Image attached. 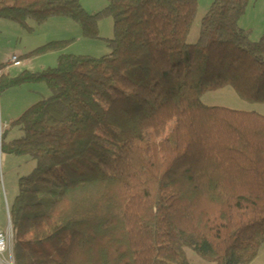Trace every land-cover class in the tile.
<instances>
[{"label": "trees", "instance_id": "obj_1", "mask_svg": "<svg viewBox=\"0 0 264 264\" xmlns=\"http://www.w3.org/2000/svg\"><path fill=\"white\" fill-rule=\"evenodd\" d=\"M252 0H214L196 45L198 0H0V21L32 32L53 19L103 41L102 58L1 78L0 91L44 83L51 96L11 126L2 153L36 164L10 209L15 264H253L264 247V117L203 105L231 89L264 105V33L239 27ZM55 42L30 60L68 47Z\"/></svg>", "mask_w": 264, "mask_h": 264}, {"label": "rangeland", "instance_id": "obj_2", "mask_svg": "<svg viewBox=\"0 0 264 264\" xmlns=\"http://www.w3.org/2000/svg\"><path fill=\"white\" fill-rule=\"evenodd\" d=\"M255 1V0H254ZM83 9L90 15H95L102 12L108 6L109 0H80ZM213 2V0L211 1ZM253 3V2H252ZM212 5V3H211ZM211 5H209V0H199V8L195 23L191 29L190 36L187 40L189 46H194L197 44L201 29V22L207 12L209 11ZM262 7L258 6V10L250 11V16L254 20L262 21L264 19V14H260ZM52 24L49 26H39L34 23H30V29H33L32 35L34 41L37 39L41 41L42 39L51 40L55 39V32L51 26L54 23H66L71 30L69 36L74 43L72 49L67 53V55L76 57H91V58H102L110 55V51L104 40L113 39V21L112 19H104L99 23V34L103 41L94 42H83L82 31L78 24L71 20L66 19H53ZM0 25H10L7 22H1ZM62 25V24H61ZM61 27V26H60ZM7 30V31H6ZM11 29H5L0 27V49L2 53L11 59L14 53V37ZM60 33L64 34L61 31ZM28 37H31L28 33ZM63 38V37H59ZM30 39V38H29ZM75 40V41H73ZM252 41L258 42L252 38ZM71 42V41H67ZM32 42L28 40L27 44ZM71 45V44H70ZM89 47L94 50L90 51ZM34 59V58H33ZM8 60V61H9ZM38 64H35L34 68ZM41 65L45 66V70L54 69L57 67L55 60L44 59ZM27 69H15L11 71L10 78L13 79L20 75V73L25 72ZM44 70V69H43ZM51 96L47 86L44 83L39 84H28L21 88H10L7 90L0 91V130L4 136L3 140L5 144L10 142L20 140L23 137V133L19 127L11 126L12 122L18 120L22 115L34 105L49 99ZM201 102L204 106L210 108H224L232 111L244 112V113H255L264 117V105H249L241 101L236 94L231 89H224L219 92L209 93L201 98ZM11 118H13L12 121ZM36 164L25 157H15L2 153L0 148V188L3 187L4 177L7 181L14 184V190L19 193V179L28 176L34 169ZM186 258L190 264H209L203 261L198 255H196L191 250H186ZM256 264H264V247L262 248Z\"/></svg>", "mask_w": 264, "mask_h": 264}, {"label": "crops", "instance_id": "obj_3", "mask_svg": "<svg viewBox=\"0 0 264 264\" xmlns=\"http://www.w3.org/2000/svg\"><path fill=\"white\" fill-rule=\"evenodd\" d=\"M211 1L212 0H209V5H211V3H213ZM258 6L262 7V9L259 11L260 14H264V0H255V1L252 0L251 3L249 4V7H248L245 15L243 16V18L239 22V27L243 31L250 33L251 38H254L255 40H260L261 36L264 33V19L260 22L258 20H254V18L249 15L251 10H254V12L256 10H258ZM198 8H199V0H198ZM52 22L53 21H49L45 25H42V26H45V27L49 26V24H52ZM7 24H11V23L7 22ZM65 24L66 23H54L53 25H51V26H54L53 31L55 32V36H54L55 39H51V40L42 39L41 41H38L37 39H35V41H34V39L32 37L34 32H27L25 30H22L19 26L15 25V24H13L12 27L10 25H0V27H4L5 29H11L10 31H11V33H13L12 36L14 37V40H15L14 41V53L15 54L13 55V57L10 60L7 59L8 57H6L0 49V75H1L0 78L1 77L7 78V79L10 78L11 71H13L15 69H24L25 68V69H27L25 72L30 73V74H37V73L43 72V71H45V68H44L45 66L41 65L42 60H44V59L52 60L53 59L57 63L58 58L60 56L67 55V53L74 46V43H72V40H68V39H70L69 36H71V34L69 33V31L71 29ZM60 28H61V31L64 32V34L60 33ZM32 31H33V29H32ZM28 33L30 34L31 37H28L29 36ZM59 37H63V38H59ZM28 40H30L32 42L30 45L27 44ZM67 41H71V45H69L68 47H66L62 51L53 52V53L46 54L43 56H37L34 59L32 58L30 60H23V58L26 55L36 51L39 48H42L43 46H46L48 44L55 43V42H67ZM73 41H75V40H73ZM83 42H87V41H83ZM89 50L92 51L94 49L89 47ZM14 57H18L19 60L23 63V65L16 67V68L8 69V66ZM35 64H38V65L34 68ZM4 68H6V69L4 70ZM20 74H22V73H20ZM12 119L13 118H11V120ZM12 121H14V120H12ZM3 138H4V136H3L2 131H1L0 148H1L2 142L4 143ZM3 179H4L3 187L0 188V229L2 231H6V229H7V211L6 210L8 209V211L10 213V209L12 208L18 194L14 190V184L12 183V181L11 182L7 181L5 179V177ZM20 179H19V181H20ZM0 184H1V182H0ZM258 258H257V260H258ZM256 262L257 261H255L253 264H256Z\"/></svg>", "mask_w": 264, "mask_h": 264}, {"label": "built area", "instance_id": "obj_4", "mask_svg": "<svg viewBox=\"0 0 264 264\" xmlns=\"http://www.w3.org/2000/svg\"><path fill=\"white\" fill-rule=\"evenodd\" d=\"M21 65H23V63L19 60V58L14 57L11 63L9 64L8 69L16 68ZM0 138H1V130H0ZM6 211H7V229L6 231H2L0 229V264H15V260L13 256L15 233L12 229L10 213L8 209Z\"/></svg>", "mask_w": 264, "mask_h": 264}, {"label": "bare ground", "instance_id": "obj_5", "mask_svg": "<svg viewBox=\"0 0 264 264\" xmlns=\"http://www.w3.org/2000/svg\"><path fill=\"white\" fill-rule=\"evenodd\" d=\"M5 69H6V68H4V70H5ZM4 70H3V71H4ZM1 78H2V77H1ZM1 78H0V79H1ZM10 217H11V216H10Z\"/></svg>", "mask_w": 264, "mask_h": 264}]
</instances>
